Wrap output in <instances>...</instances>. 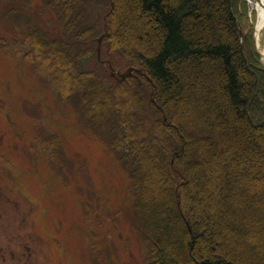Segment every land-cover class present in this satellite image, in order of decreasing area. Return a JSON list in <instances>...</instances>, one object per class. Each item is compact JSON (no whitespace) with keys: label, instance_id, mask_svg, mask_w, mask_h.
<instances>
[{"label":"trees","instance_id":"16d2710c","mask_svg":"<svg viewBox=\"0 0 264 264\" xmlns=\"http://www.w3.org/2000/svg\"><path fill=\"white\" fill-rule=\"evenodd\" d=\"M40 1L49 26L27 23L18 42L34 53L47 82L60 83L53 91L69 113L118 160L146 264H176L182 256L189 264H251L240 241L253 247L257 223L264 258V215L249 214L246 226L241 214L209 204L217 186L234 201L264 208V173L257 169H264V66L250 32L239 27L245 2ZM103 33L101 59L140 67L146 77L116 81L106 74L94 50ZM191 102L198 117L188 114ZM232 141L238 150L229 153ZM223 217L244 228L239 244L225 242Z\"/></svg>","mask_w":264,"mask_h":264},{"label":"rangeland","instance_id":"374dc122","mask_svg":"<svg viewBox=\"0 0 264 264\" xmlns=\"http://www.w3.org/2000/svg\"><path fill=\"white\" fill-rule=\"evenodd\" d=\"M243 1L247 10L246 15L240 20V25L244 35L250 32L253 45L256 12L247 0ZM8 4H10L9 0H0V145L31 146L32 143L39 152L35 151L38 163L35 161L34 167L28 163L29 159L23 156L17 162L11 158V165L0 162V166L8 171L12 170L19 177L21 181L19 183L27 194V197L21 201L24 214L36 213L39 224L56 222L65 224L71 236L72 264H146L147 245L139 233L135 232L136 227L130 221L127 205L122 202L123 192L122 190L120 192V188L124 186L122 171L109 157L106 147L99 138L90 132L80 119L76 121L73 116H67V103L64 102L61 108L57 97L50 99V89L56 88L57 85L61 86L60 83L51 82L48 90L49 84L45 80L46 71L44 73L38 71V59L34 53L19 43L23 37L18 30L23 22L20 19H24V22L31 21L27 17L34 14L40 24L49 26L50 16L47 12L39 10V6H42L40 0ZM13 12L16 14L10 15ZM120 22L125 24L126 20L122 18ZM259 39V41L256 39V45L261 52L264 30L261 31ZM9 47L13 53L10 51L4 55L3 51H7ZM16 61L25 66L21 67ZM17 68H20V71H16ZM126 68L125 64L113 65L110 73L112 74V71L123 73ZM106 72L109 73V69H106ZM33 90H38L39 94L44 95L32 96ZM35 93L38 94L37 91ZM44 96L46 100H43ZM42 100L45 110L41 107ZM50 101L52 114H58L63 109L62 118L54 115L53 120L49 121V117L52 116L45 113ZM188 108L189 115L198 117L196 104L188 103ZM213 123L216 128L220 127L217 119L213 120ZM53 133H56L57 137ZM40 137L42 139L39 141ZM44 137L48 138L43 140ZM229 138L231 139V136ZM39 142L43 144L58 142L52 147L60 151L55 163L51 159L43 162L45 154L41 151L48 145ZM237 150V142L232 141L228 152ZM215 152H218V146H215ZM46 163L53 165L48 169ZM212 169L216 170L214 164ZM257 169L264 173L262 167ZM78 170L83 171L79 174V178H77ZM258 175L264 179L263 174ZM0 177L1 191H12L11 183L2 173ZM226 183L230 184L227 181ZM202 189V182L196 179L193 187L196 198H200ZM223 189L216 186L210 191L209 204L217 203L222 206L223 211L229 210L241 214L246 226L249 224L247 218L249 214L253 219L264 215V208H252L243 201H234L227 190L223 192ZM194 206L197 213L199 205L196 203ZM200 209L203 210V206H200ZM220 222L226 229L223 233L225 242L234 245L235 240L238 243L239 239H242L245 234L244 228L227 221L224 217L220 218ZM85 229L90 230L92 235L99 234V242L96 243L98 254L95 259L89 257L90 248L85 241L89 236L85 237ZM254 229L258 235L253 247H250L244 238L240 244L251 258V264H264V258L258 247L259 240L263 238V227L257 223ZM91 243L95 244L94 240ZM182 257L181 260L176 257V264H189L187 259Z\"/></svg>","mask_w":264,"mask_h":264},{"label":"flooded vegetation","instance_id":"af4514ba","mask_svg":"<svg viewBox=\"0 0 264 264\" xmlns=\"http://www.w3.org/2000/svg\"><path fill=\"white\" fill-rule=\"evenodd\" d=\"M22 156L28 158V163L33 167L35 161L38 163L32 145H0V162L11 165V158L17 162ZM59 156L60 154L55 153L48 155L49 158H55V161ZM0 173L11 183L12 189L4 192L0 187V264H72L71 236L65 224H39L36 213L24 214L21 201L27 194L19 183V177L12 170L8 171L1 166ZM86 236H89L85 239L90 248L89 257L95 259L98 254L96 243L99 234L92 235L90 230L85 229ZM92 240L95 244L91 243Z\"/></svg>","mask_w":264,"mask_h":264},{"label":"bare ground","instance_id":"6f19581e","mask_svg":"<svg viewBox=\"0 0 264 264\" xmlns=\"http://www.w3.org/2000/svg\"><path fill=\"white\" fill-rule=\"evenodd\" d=\"M250 4L256 12V32L255 37L259 41V36L264 30V0H250ZM261 54L264 57V48L262 47Z\"/></svg>","mask_w":264,"mask_h":264},{"label":"water","instance_id":"95a60500","mask_svg":"<svg viewBox=\"0 0 264 264\" xmlns=\"http://www.w3.org/2000/svg\"><path fill=\"white\" fill-rule=\"evenodd\" d=\"M102 38H103V37H100V38L98 39V43L101 41ZM130 70H132V69H130ZM130 70H129V71H130ZM124 76H125V74H122V75H121V77H124Z\"/></svg>","mask_w":264,"mask_h":264}]
</instances>
